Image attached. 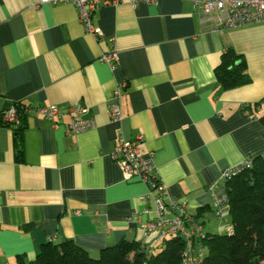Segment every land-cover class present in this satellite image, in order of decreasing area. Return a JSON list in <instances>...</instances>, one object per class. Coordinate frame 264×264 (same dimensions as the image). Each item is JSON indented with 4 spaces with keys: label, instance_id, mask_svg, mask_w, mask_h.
Segmentation results:
<instances>
[{
    "label": "crops",
    "instance_id": "0c3cea01",
    "mask_svg": "<svg viewBox=\"0 0 264 264\" xmlns=\"http://www.w3.org/2000/svg\"><path fill=\"white\" fill-rule=\"evenodd\" d=\"M202 19L192 0H125L92 13L93 35L71 3L0 0V113L15 103L33 109L16 124L0 121V264H27L65 240L92 257L122 239L159 250L155 234L128 223L151 205L140 200L146 185L124 181L111 157L119 138H143L140 154L153 155L169 197L203 235L227 232L229 212L224 221L212 209L222 172L264 161V23L212 32ZM228 50L244 60L248 84L219 83ZM121 85L115 123L108 109ZM49 105L56 126L36 111ZM79 105L96 125L74 135L68 110Z\"/></svg>",
    "mask_w": 264,
    "mask_h": 264
},
{
    "label": "built area",
    "instance_id": "2783aa9c",
    "mask_svg": "<svg viewBox=\"0 0 264 264\" xmlns=\"http://www.w3.org/2000/svg\"><path fill=\"white\" fill-rule=\"evenodd\" d=\"M125 0H38V5L59 3H71L78 9L79 19L84 24L86 31L95 35L97 31L91 23V16L94 11L101 7L116 5ZM130 3L155 4L156 0H129ZM195 7L201 8L203 23H213V31L242 28L245 26L264 23V0H192ZM101 60L111 63L116 60V54L103 55ZM124 85L117 86L114 91L112 102L109 104V117L112 122L119 123L122 120L121 96ZM33 109L24 106L23 112L26 116ZM36 111L52 125H57L60 117L59 110L55 105H49L36 109ZM86 112L82 106H73L68 110L69 123L67 132L77 135L85 133L95 128L94 119H84L81 116ZM19 120V111L14 106H10L0 115V121L4 124H16ZM144 140L141 136L133 140L119 138L117 145L112 152V159L120 167L122 178L126 182L138 181L147 187V192L140 197L141 201H148L151 207L139 211H131L128 223L130 225H140L146 235L155 234L161 243L159 249L165 244V240L170 237H179L183 243L181 252L182 264L202 263L204 247L199 242L204 237L201 232V225L195 217L186 213L184 203H179L169 197L168 190L163 184L154 166L152 154L142 156L141 146ZM252 161L245 162L229 168L222 172L221 178L225 183L232 181L241 173L251 169ZM229 206V198L225 190L221 193H213L212 209L219 219L223 218V213ZM149 217L145 222L142 217ZM224 221H226L224 219ZM231 228L227 229L229 232ZM146 238L143 239L145 242ZM153 254L148 251V255Z\"/></svg>",
    "mask_w": 264,
    "mask_h": 264
},
{
    "label": "trees",
    "instance_id": "16d2710c",
    "mask_svg": "<svg viewBox=\"0 0 264 264\" xmlns=\"http://www.w3.org/2000/svg\"><path fill=\"white\" fill-rule=\"evenodd\" d=\"M216 75L224 89L250 82L244 60L234 56L231 50L223 55ZM11 106L19 111L18 121H23L26 105ZM19 129L15 130L16 143ZM250 160L251 169L226 183L231 230L199 239L205 247L200 264H264V161L260 157ZM182 250L179 237L165 240L164 246L151 255L140 242L122 239L102 249L98 257H92L72 241L65 240L59 244H44L35 259L27 264H182Z\"/></svg>",
    "mask_w": 264,
    "mask_h": 264
},
{
    "label": "rangeland",
    "instance_id": "374dc122",
    "mask_svg": "<svg viewBox=\"0 0 264 264\" xmlns=\"http://www.w3.org/2000/svg\"><path fill=\"white\" fill-rule=\"evenodd\" d=\"M228 208H229V206H228ZM228 208L225 210L226 212L228 211ZM153 237V236H152ZM204 247V246H203ZM157 250V249H156Z\"/></svg>",
    "mask_w": 264,
    "mask_h": 264
}]
</instances>
